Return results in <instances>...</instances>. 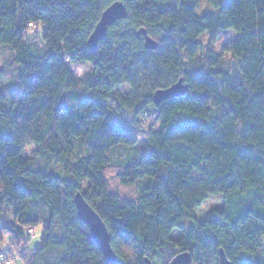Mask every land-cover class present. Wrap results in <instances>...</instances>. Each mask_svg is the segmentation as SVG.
I'll use <instances>...</instances> for the list:
<instances>
[{
    "label": "trees",
    "instance_id": "trees-1",
    "mask_svg": "<svg viewBox=\"0 0 264 264\" xmlns=\"http://www.w3.org/2000/svg\"><path fill=\"white\" fill-rule=\"evenodd\" d=\"M204 1L208 13L202 0H0V47L21 88L0 95V236L12 246L0 254L9 264H108L77 216L78 193L106 226L117 264H169L182 253L219 264L220 250L231 264H264V0ZM114 2L127 18L89 49ZM224 31L236 36L224 50L234 72L212 49L198 58L200 37ZM67 62L90 65L96 81L79 91ZM180 79L187 92L155 105L154 93ZM123 86L130 92L120 95ZM108 101L119 113L152 109L157 128L136 132ZM29 144L37 163L23 157ZM118 149L125 158L113 161ZM110 176L141 190L124 196Z\"/></svg>",
    "mask_w": 264,
    "mask_h": 264
},
{
    "label": "rangeland",
    "instance_id": "rangeland-1",
    "mask_svg": "<svg viewBox=\"0 0 264 264\" xmlns=\"http://www.w3.org/2000/svg\"><path fill=\"white\" fill-rule=\"evenodd\" d=\"M179 3V0H171V2L168 3V7H175ZM205 1L202 0L201 3V13H208L209 10L205 6ZM201 13H198L201 15ZM41 33V27L39 26L38 29H33L30 32H28L27 36L30 39H33L34 37H40ZM236 36L233 31H224L223 33L219 34H211V33H205L200 37V43L202 46V50L200 54L198 55V58L201 59L202 55L208 50L212 49L215 52H219L222 54L223 58V65L224 69L229 72H234L237 66V62L233 57L227 53L224 52V50L229 46V44L235 40ZM12 55L10 51L5 47H0V95L6 96V98L13 97L14 95L20 93L21 88L18 81H16L14 77V73L12 71ZM67 65L69 67V70L71 71V74L76 81V83L79 86V91L85 90L88 85H91L94 81L97 79V73L96 71L88 64H80V65H70L67 62ZM12 75V76H11ZM130 90L123 86L118 90V94L125 95L129 93ZM11 100V99H10ZM108 105L113 113L114 116L121 121H123L126 125L134 126L136 132H139L142 135H146L147 132L151 130H155L157 128V120H156V114L153 112L152 109H146L145 111L141 112L140 114H133L130 112H117L115 111V107L112 101H108L105 103ZM142 149H138V151L132 152L139 153ZM37 147L33 144H29L24 153L23 157L29 159L30 161H33L34 163H37ZM125 151L122 149H118L113 153V161L121 160L125 158ZM53 171H60L59 167H52ZM111 179V187L120 194H123L124 196H127L129 198L136 197L141 190V185H138L133 188H128L126 190H122L119 188L118 181L115 179V176H110ZM7 220H5V225L9 226L11 222V218L9 216H6ZM43 229L42 226H38L37 231L35 235L30 239L27 249L29 253H32L39 245L42 238ZM0 249L3 250H10L12 249V246L10 244V238L6 234H1L0 236ZM13 264H24L23 261H16Z\"/></svg>",
    "mask_w": 264,
    "mask_h": 264
},
{
    "label": "water",
    "instance_id": "water-1",
    "mask_svg": "<svg viewBox=\"0 0 264 264\" xmlns=\"http://www.w3.org/2000/svg\"><path fill=\"white\" fill-rule=\"evenodd\" d=\"M126 18L127 9L122 2H114L108 6L102 13L98 24L88 39L87 46L89 49H94L96 47L97 43L104 38L107 29L117 20ZM137 35L143 37L146 49H156L157 43L147 35L145 29L139 30ZM187 90L188 87L183 84V79H180L171 87L156 91L153 95V102L155 105H159L164 100L184 95ZM74 203L79 220L87 226L93 241L100 247L106 262L108 264H117V258L110 246L107 228L98 214L88 205L79 193L75 195ZM144 264H152V262L145 259ZM169 264H192V257L188 253H182L171 260ZM219 264H231L222 250L219 252Z\"/></svg>",
    "mask_w": 264,
    "mask_h": 264
},
{
    "label": "built area",
    "instance_id": "built-area-1",
    "mask_svg": "<svg viewBox=\"0 0 264 264\" xmlns=\"http://www.w3.org/2000/svg\"><path fill=\"white\" fill-rule=\"evenodd\" d=\"M6 254H0V264L2 263H4V264H9L8 262H7V260H6Z\"/></svg>",
    "mask_w": 264,
    "mask_h": 264
}]
</instances>
